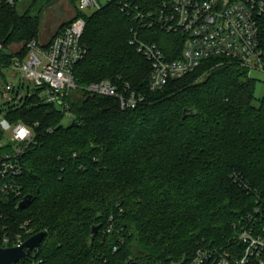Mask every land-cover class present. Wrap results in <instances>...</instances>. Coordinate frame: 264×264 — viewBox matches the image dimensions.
I'll return each instance as SVG.
<instances>
[{"label":"trees","instance_id":"16d2710c","mask_svg":"<svg viewBox=\"0 0 264 264\" xmlns=\"http://www.w3.org/2000/svg\"><path fill=\"white\" fill-rule=\"evenodd\" d=\"M133 1L159 10L163 0ZM23 9H0L2 62L14 57L12 43L39 39L40 15L33 3ZM136 24L116 0L87 16L88 52L74 69L80 86L128 83L143 98L136 107L76 90L65 125V111L37 92L6 115L34 126L36 140L22 158L23 195L0 208L1 223L15 231L28 223L29 236L46 231L39 245L46 264L181 261L200 247L225 246L256 205L254 192L264 196V95L256 98L248 69L206 59L153 90L150 62L130 43ZM140 36L172 58L180 54L173 55L177 34L156 26ZM261 36L264 45V24ZM3 134L0 127V141ZM27 195L32 200L20 208ZM93 225L100 228L91 240Z\"/></svg>","mask_w":264,"mask_h":264},{"label":"built area","instance_id":"2783aa9c","mask_svg":"<svg viewBox=\"0 0 264 264\" xmlns=\"http://www.w3.org/2000/svg\"><path fill=\"white\" fill-rule=\"evenodd\" d=\"M26 0H0V9L14 7ZM113 1V0H111ZM122 12L132 16L136 27L131 28L130 43L150 62V87L161 89L171 80L195 71L206 59L218 58L220 62H236L253 71L264 72V45L261 29L264 24V0H163L159 10H145L133 0H116ZM76 19L65 25L54 37L40 42L31 39L16 43L8 52L15 53L8 63L0 61V73L9 70L34 84L20 79L7 81L2 89L6 93L25 91L27 96L37 92L44 102L54 104L71 115L68 97L76 90L92 95L115 97L122 109L134 108L142 97L108 79L80 86L75 79V66L85 58L88 47L82 42L87 26L84 10L94 12L106 4L100 0H77ZM160 27L166 33L177 34L172 58L157 42L140 36V30ZM182 44V50H181ZM24 47L26 52H23ZM5 47L0 41V52ZM2 70V71H1ZM10 99V98H9ZM12 128L9 142L2 138L0 147V208L13 198L23 195L20 178L25 172L23 156L36 137L34 126L23 121L10 122L3 127ZM238 180V175L235 174ZM248 188V185H246ZM256 205L238 223L234 235L225 246L200 247L187 259L168 264H264V196L254 192ZM0 247L21 245L30 231L28 223L15 231L8 223H1ZM111 231V228L108 229ZM32 236V235H31ZM40 245V244H39ZM39 245L12 264H46L39 256Z\"/></svg>","mask_w":264,"mask_h":264},{"label":"rangeland","instance_id":"374dc122","mask_svg":"<svg viewBox=\"0 0 264 264\" xmlns=\"http://www.w3.org/2000/svg\"><path fill=\"white\" fill-rule=\"evenodd\" d=\"M102 4H106L111 0H100ZM33 3V13H38L40 15V25L38 38L42 43L44 41H48L54 34H56L59 28L68 23L73 17L76 16L78 2L77 0H26L20 2L17 5V8H20V13L23 12V8L29 6ZM35 3V4H34ZM84 14L90 16L94 13V10L87 9L83 11ZM16 43H12V49H15L17 45ZM251 77L256 80L255 87V95L257 99H261L264 95V72L253 71L251 73ZM22 80L25 85L30 86V90L34 89V84L26 79H24L21 75H17L9 70H6L0 73V127L3 130V127L6 124L10 123L7 118V113L14 107L22 106L27 98L25 91H13L10 93H6V89H2L5 86L7 81H18ZM78 91V90H77ZM81 95V93L77 92V96ZM10 98V99H9ZM258 103V100H257ZM71 116L66 115L63 120V124L67 125L71 123ZM12 133V128H6L5 133L3 134V139L5 142H9V138ZM30 231H34L35 227H30Z\"/></svg>","mask_w":264,"mask_h":264},{"label":"water","instance_id":"95a60500","mask_svg":"<svg viewBox=\"0 0 264 264\" xmlns=\"http://www.w3.org/2000/svg\"><path fill=\"white\" fill-rule=\"evenodd\" d=\"M207 78L199 80L197 84H201L206 82ZM186 115L187 111L184 112ZM32 195H27L24 199L19 203L20 208H24L31 200ZM100 228V225H93L90 239L93 240ZM46 235V231H40L29 238H27L21 245L13 246V247H0V264H12L17 262L18 260L24 258L27 253H29L34 247L38 246ZM129 264H143L138 261H132Z\"/></svg>","mask_w":264,"mask_h":264}]
</instances>
